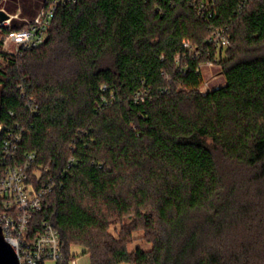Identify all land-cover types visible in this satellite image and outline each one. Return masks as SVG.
Returning <instances> with one entry per match:
<instances>
[{"label":"trees","instance_id":"1","mask_svg":"<svg viewBox=\"0 0 264 264\" xmlns=\"http://www.w3.org/2000/svg\"><path fill=\"white\" fill-rule=\"evenodd\" d=\"M225 28L226 56L207 43ZM208 61L225 84L201 93ZM0 123L25 127L20 156L58 184L31 225L58 231L56 264L77 247L90 264H264V0L61 7L43 45L9 56L0 42ZM138 232L150 250H129Z\"/></svg>","mask_w":264,"mask_h":264},{"label":"built area","instance_id":"2","mask_svg":"<svg viewBox=\"0 0 264 264\" xmlns=\"http://www.w3.org/2000/svg\"><path fill=\"white\" fill-rule=\"evenodd\" d=\"M82 1L85 0H44L36 16L26 21L23 29L12 31L0 38L2 51L9 56H18L26 50L43 45L49 37L59 8ZM212 7L213 3L202 2L198 6L199 15L210 17ZM12 20H19V16L10 15V19L0 26L9 27ZM207 43L219 49H228L229 30L225 28L212 31ZM183 47L191 56H198L188 40L183 41ZM177 60L180 61V58L177 57ZM204 64L208 67L216 66L215 61ZM202 66L203 64L197 68V72L201 74ZM211 90L213 89L209 88L208 82H203L201 93ZM26 106L30 113H37L38 107L32 102H28ZM11 115L14 116L13 113ZM24 132L25 127L19 123L12 126L0 123V228L5 240L13 247L19 264L58 262L64 259L58 231L47 222L35 236L31 228L36 214L43 210L44 201L55 191L58 184L48 169L36 166V152L20 156L19 148ZM71 264H77V261L74 260Z\"/></svg>","mask_w":264,"mask_h":264},{"label":"rangeland","instance_id":"3","mask_svg":"<svg viewBox=\"0 0 264 264\" xmlns=\"http://www.w3.org/2000/svg\"><path fill=\"white\" fill-rule=\"evenodd\" d=\"M23 1V2H22ZM19 1L20 4V9L16 15L19 16V21L25 23L28 20H31L30 17L27 15H23V7L25 6H30L31 9L37 10L41 7V4L43 0H22ZM27 1L26 3H24ZM1 10V9H0ZM4 10V7H3ZM5 12L8 15L9 14L6 10ZM227 50H224V56H226ZM202 76H203V82H208L209 88H216L219 86H222L225 84V79L223 75L221 74V68L219 66H214V67H208L206 64H203L202 66ZM143 233L138 232L135 234V241L129 245V250H135L137 248H140L144 251H148L151 249V244H149L144 238H143ZM73 253L76 254V260L85 258V260H89L88 256L83 254V250L81 248H73ZM46 264H56L54 261H48Z\"/></svg>","mask_w":264,"mask_h":264},{"label":"water","instance_id":"4","mask_svg":"<svg viewBox=\"0 0 264 264\" xmlns=\"http://www.w3.org/2000/svg\"><path fill=\"white\" fill-rule=\"evenodd\" d=\"M10 15L5 11L0 10V24L9 20ZM217 87L215 89H219ZM0 264H19L17 255L13 247L5 240L2 230L0 228Z\"/></svg>","mask_w":264,"mask_h":264},{"label":"crops","instance_id":"5","mask_svg":"<svg viewBox=\"0 0 264 264\" xmlns=\"http://www.w3.org/2000/svg\"><path fill=\"white\" fill-rule=\"evenodd\" d=\"M88 258H89V256H88ZM77 264H90V258H89V260H85V258L78 259Z\"/></svg>","mask_w":264,"mask_h":264}]
</instances>
